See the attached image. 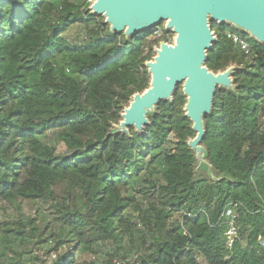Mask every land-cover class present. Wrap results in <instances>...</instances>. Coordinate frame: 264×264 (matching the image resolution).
Instances as JSON below:
<instances>
[{"label":"trees","instance_id":"16d2710c","mask_svg":"<svg viewBox=\"0 0 264 264\" xmlns=\"http://www.w3.org/2000/svg\"><path fill=\"white\" fill-rule=\"evenodd\" d=\"M88 4L0 0V202H46L56 227L48 218L0 221V264H32V249L49 256L62 247L50 264H264V46L241 34L245 54L228 26L212 24L217 41L207 67L239 68L236 93L217 92L205 118L203 143L224 177L196 179L179 90L143 134L110 131L129 97L147 86L150 41L148 33L129 42L107 34ZM76 22L85 41L63 35ZM49 134L67 153L45 140ZM142 174L155 175L156 201L145 210L124 195ZM228 208L238 226L231 247ZM136 221L145 233L134 251L125 240L133 244ZM84 252L94 259L78 263Z\"/></svg>","mask_w":264,"mask_h":264},{"label":"water","instance_id":"95a60500","mask_svg":"<svg viewBox=\"0 0 264 264\" xmlns=\"http://www.w3.org/2000/svg\"><path fill=\"white\" fill-rule=\"evenodd\" d=\"M87 10L90 15L103 16L106 33H122L125 42L161 23L172 33L170 42L162 38L152 46L154 54L143 63L147 86L129 97L110 131L128 135L133 129L143 134L158 113L159 104L171 103L182 88V112L193 132L185 141L194 157L193 175L204 179L198 175V168L206 172L207 181L222 179L203 143L205 118L213 112L217 92L236 93L233 74L239 66L229 62L216 71L207 67L208 52L217 41L211 22L244 32L264 46V0H92Z\"/></svg>","mask_w":264,"mask_h":264},{"label":"rangeland","instance_id":"374dc122","mask_svg":"<svg viewBox=\"0 0 264 264\" xmlns=\"http://www.w3.org/2000/svg\"><path fill=\"white\" fill-rule=\"evenodd\" d=\"M98 17V19L100 20V22H105V18L103 16H96ZM103 24V23H102ZM212 24H216L215 22H211V26ZM105 27V32L107 30V23L103 25ZM157 27H160L161 29H163V25L162 23L159 25H156L155 27L151 28L149 31L145 32L148 33V40L152 37V35L154 34V31L156 30ZM232 30V29H230ZM227 30V31H230ZM240 35L241 34H245L248 38L249 35H247L244 32L241 31H237ZM69 41L71 42H82L85 41L87 39L86 33H85V29H84V25L83 23L80 22H76L74 24H72L63 34ZM118 35H120L121 39H123V35L122 33H119ZM172 39V36H170ZM165 39V38H164ZM158 40H150V42L148 43V50H146V53L149 54V57L147 58L148 60L151 59L152 55L154 54L153 50L151 49L153 45H156V42ZM146 48V49H147ZM145 53V54H146ZM146 59V60H147ZM228 65V64H227ZM179 92L180 90H182V88L178 89ZM222 91V90H220ZM181 93V92H180ZM134 131V130H133ZM171 141H174V136L171 135L170 136ZM45 140L47 142H49L50 144L54 145L58 151V153H67V150L65 148V146L61 143L58 142L54 136H52L51 134H49ZM172 144V143H171ZM171 146V145H170ZM198 175L201 178H204V180H209V177H207V174L205 171H202L201 169L196 168ZM155 176V175H154ZM154 176L152 175H148V174H142L140 176V178L138 179L137 183L135 185H133V187L128 188L125 192L124 195L130 197L133 200V204H135L136 206H138L139 208H141L142 210H145L147 208L150 207V205L152 203H154V201H156L154 192H153V188L150 187V183L153 182L154 180ZM56 191L59 194H64V189L63 187L59 188L57 187ZM145 191V193L143 192ZM50 204L46 203V202H41V201H28V200H24V199H20L18 198L17 201L15 203H8V202H0V221H5V222H15L18 221V219L23 217H28L29 219H34L35 223L40 224V221L42 220V218H48L47 224L54 227L53 225V215L52 213V209L49 207ZM132 211V210H130ZM136 215V214H135ZM136 217V216H135ZM56 228V227H54ZM143 226L141 224L138 223V221H136V227L134 232L132 233V241L133 244L130 243L129 238H127L125 240V243L128 246H132L131 248L134 249V251H136L138 248H134L136 247V245L140 242V237L142 236V234L145 233V231L143 230ZM147 238H148V234H146ZM131 244V245H129ZM54 244L50 243V247H52ZM67 247V246H66ZM70 248V247H69ZM68 248V249H69ZM96 250L101 251L100 250V246H96L95 247ZM33 253L29 256H38L37 260L32 261V264H42L41 260L44 261L43 264H50L54 259H55V254H63L66 249L64 247H62V249L58 250L56 253H52L51 255H45L44 251L39 250L37 248L32 249ZM102 256V254L99 255V257ZM95 257V255L92 252H84V253H77L76 254V261L79 262H83V261H91L93 260ZM40 258V260H39ZM135 258L130 257V260L133 261Z\"/></svg>","mask_w":264,"mask_h":264},{"label":"built area","instance_id":"2783aa9c","mask_svg":"<svg viewBox=\"0 0 264 264\" xmlns=\"http://www.w3.org/2000/svg\"><path fill=\"white\" fill-rule=\"evenodd\" d=\"M92 0H88V3H90ZM89 5V4H88ZM172 33L166 32L164 29H161L160 27H157L154 31V34L149 39L150 40H159L162 38H165L168 42L171 41ZM227 37L232 40L234 45L245 54L249 53V43L248 41L243 38L238 32L231 30L227 31ZM148 50V48L146 49ZM224 216L227 218V229L224 233L226 239H227V246L231 247L233 244L234 238L237 235L238 226L236 224L237 214L233 209H226L224 211ZM259 241L262 245H264V239L259 238Z\"/></svg>","mask_w":264,"mask_h":264}]
</instances>
